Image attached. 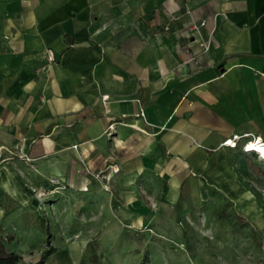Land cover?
I'll return each instance as SVG.
<instances>
[{
	"label": "crops",
	"instance_id": "0c3cea01",
	"mask_svg": "<svg viewBox=\"0 0 264 264\" xmlns=\"http://www.w3.org/2000/svg\"><path fill=\"white\" fill-rule=\"evenodd\" d=\"M258 138L264 0H0V145L53 153L51 175L92 144L131 160L125 174L162 171L176 189L194 171L236 191Z\"/></svg>",
	"mask_w": 264,
	"mask_h": 264
},
{
	"label": "rangeland",
	"instance_id": "374dc122",
	"mask_svg": "<svg viewBox=\"0 0 264 264\" xmlns=\"http://www.w3.org/2000/svg\"><path fill=\"white\" fill-rule=\"evenodd\" d=\"M89 145L87 156L63 159L54 175L44 163L53 153L34 161L0 145V236L12 238L16 264L36 263L49 246L55 251L45 264H264V161L257 154L235 162L236 191L194 171L172 189L171 174H125L131 160L120 164L107 149L98 158ZM61 153L55 166L62 168Z\"/></svg>",
	"mask_w": 264,
	"mask_h": 264
},
{
	"label": "trees",
	"instance_id": "16d2710c",
	"mask_svg": "<svg viewBox=\"0 0 264 264\" xmlns=\"http://www.w3.org/2000/svg\"><path fill=\"white\" fill-rule=\"evenodd\" d=\"M11 239L12 238L9 237L8 240H6L4 237L0 236V264H16L21 259V256L8 246V242ZM54 251L55 248L49 246V248L41 255L40 259L32 264H45L48 257Z\"/></svg>",
	"mask_w": 264,
	"mask_h": 264
},
{
	"label": "built area",
	"instance_id": "2783aa9c",
	"mask_svg": "<svg viewBox=\"0 0 264 264\" xmlns=\"http://www.w3.org/2000/svg\"><path fill=\"white\" fill-rule=\"evenodd\" d=\"M205 21L202 20L200 22H196V23H192L189 27V31L190 32H195V33H199V30H200V27L204 26L205 25ZM201 46H203L204 50H207L208 49V43H200ZM47 60L48 61H53L54 60V55H53V52L51 50H47ZM106 96L103 97V99H105ZM141 115H143V112H141ZM240 137L239 136H234V142L233 144H230V145H236V140L239 139ZM231 139H227L225 140L223 143L228 145L229 141ZM255 139H251L247 142H245L243 145H242V151L245 152V153H254L252 152L251 150H248V148L250 147V144H252V141H254ZM256 141V140H255Z\"/></svg>",
	"mask_w": 264,
	"mask_h": 264
},
{
	"label": "bare ground",
	"instance_id": "6f19581e",
	"mask_svg": "<svg viewBox=\"0 0 264 264\" xmlns=\"http://www.w3.org/2000/svg\"><path fill=\"white\" fill-rule=\"evenodd\" d=\"M255 140L252 141V144H250L248 150H251L252 152H256L258 154V157H260L262 161H264V142H262L260 138ZM230 144H233L232 140L229 141L228 145Z\"/></svg>",
	"mask_w": 264,
	"mask_h": 264
}]
</instances>
